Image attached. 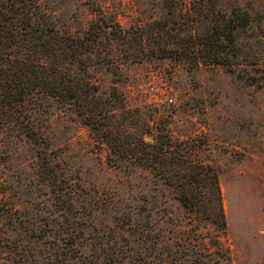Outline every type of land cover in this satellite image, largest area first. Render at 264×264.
<instances>
[{"label":"rangeland","instance_id":"rangeland-1","mask_svg":"<svg viewBox=\"0 0 264 264\" xmlns=\"http://www.w3.org/2000/svg\"><path fill=\"white\" fill-rule=\"evenodd\" d=\"M0 1L3 26L15 12L9 0ZM32 1L39 7L30 11L44 12L59 32L84 36V79L97 85L101 99L114 91L122 104L113 109V122L127 131L137 122L146 141L161 127L204 146L200 157L217 170L231 263L264 264V0H237L250 16L238 31L237 49L252 61L237 65H195L165 55L172 42L155 28L178 20L174 12L192 0ZM102 20L127 32L109 33ZM96 25L89 48L85 41ZM188 31L180 30V40ZM9 64L0 54L1 82ZM1 93L0 264H71L96 241L131 237L121 225L137 204L150 208L144 212L151 226H167V217L188 220L170 187L148 168L115 158L94 125L67 104L37 95L7 105ZM38 126L41 142L23 133ZM72 183L81 186L75 199ZM199 225L214 230L209 222Z\"/></svg>","mask_w":264,"mask_h":264},{"label":"trees","instance_id":"trees-1","mask_svg":"<svg viewBox=\"0 0 264 264\" xmlns=\"http://www.w3.org/2000/svg\"><path fill=\"white\" fill-rule=\"evenodd\" d=\"M31 6L39 7L32 0H9L7 7L15 13L4 17L3 26L0 14V54L13 67L0 81L3 101L7 105L24 103L39 95L67 104L94 125L115 158L129 159L156 174L188 214L184 224L167 217L162 219L167 226L155 227L148 221L150 213L144 212L150 208L137 204L134 215L129 214V221L121 225L131 237L120 241L114 237L109 245L107 239L96 241L71 264H232L229 248L222 240L225 217L217 170L200 157L204 146L193 137L173 138L161 127L156 129L153 141H146V131L137 122L132 121V131H127L122 122H113V109L122 108V104L114 91L101 99L97 85L88 77L84 79V36L59 32L44 12L33 13ZM245 7L237 0H192L174 12L168 4L166 13L174 12L179 19L170 24L161 22L154 32L172 42L164 49L165 55L182 57L195 65L251 63L237 49L238 31L250 20ZM101 26L112 34L127 32L114 21L102 20ZM95 27L89 30L91 39L85 41L89 48L94 47L100 31V25ZM181 29L189 30L182 40ZM35 131L27 127L23 133L41 142V127ZM115 158L111 160L117 165ZM70 188L75 199L81 186L72 183ZM200 221L211 223L214 230L207 233ZM73 222L77 220L72 218ZM80 229L83 234L84 225Z\"/></svg>","mask_w":264,"mask_h":264},{"label":"built area","instance_id":"built-area-1","mask_svg":"<svg viewBox=\"0 0 264 264\" xmlns=\"http://www.w3.org/2000/svg\"><path fill=\"white\" fill-rule=\"evenodd\" d=\"M149 90H152V87L151 86L149 87ZM168 100L170 101L171 99L169 98Z\"/></svg>","mask_w":264,"mask_h":264}]
</instances>
